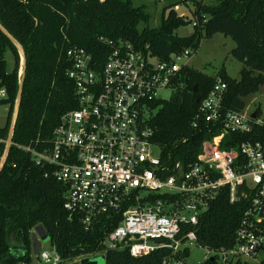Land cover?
Returning <instances> with one entry per match:
<instances>
[{
	"label": "trees",
	"instance_id": "16d2710c",
	"mask_svg": "<svg viewBox=\"0 0 264 264\" xmlns=\"http://www.w3.org/2000/svg\"><path fill=\"white\" fill-rule=\"evenodd\" d=\"M166 1L159 25L150 28L145 6H135L133 0H0V25L20 44L26 63L11 146L0 171V264H33V231L39 226L60 256L59 264H65L105 251L107 235L120 222V216L102 217L85 230L75 217L69 218L63 208L67 190L53 177L54 166L38 164L32 155L50 149L61 118L78 107L67 77L68 49L81 48L101 65L112 46L125 43L136 51L147 47L158 61H167L186 50L196 52L203 38L215 34L234 42L231 55L242 64L239 80L231 79L224 68L209 76L187 67L181 71L183 87L167 101L151 103L152 112L156 111L149 122L152 144L169 168L178 164L186 169L198 160L202 143L220 134L219 127L196 119L201 101L217 80L227 86L224 109L235 112H243L244 99L264 85V0H190L198 25L185 38L175 33L192 20L179 17L174 8L188 0ZM7 52L14 61L11 72L6 68ZM19 68L18 49L0 31V90L6 91L0 105L8 106L6 123L0 128V164L19 88ZM242 143L264 144V121L252 125L248 133L226 135L222 147L237 148ZM243 212V206L220 197L187 232L196 234L197 247L230 249ZM188 257L189 250L175 256L159 250L141 258L107 250L105 264H163L165 259L186 264ZM201 264L220 263L213 257ZM228 264H264V260Z\"/></svg>",
	"mask_w": 264,
	"mask_h": 264
},
{
	"label": "built area",
	"instance_id": "2783aa9c",
	"mask_svg": "<svg viewBox=\"0 0 264 264\" xmlns=\"http://www.w3.org/2000/svg\"><path fill=\"white\" fill-rule=\"evenodd\" d=\"M189 1L181 6L188 8ZM191 25H198L197 18ZM145 50L114 45L101 65L81 48L67 50V77L78 107L63 115L49 150L32 152L35 161L54 166L53 177L67 190L63 208L85 230L102 217L120 216L104 241L105 252L127 251L133 258L159 250L180 255L196 246L197 236L187 228L197 226L213 203L226 196L244 212L234 246L211 251L220 264L246 262L243 259L258 263L264 251V144L223 148L222 143L226 135L261 125L264 113L225 110L227 86L217 80L196 119L219 127L220 134L202 143L198 160L186 169L165 166L152 144L150 105L159 101L156 92L183 87L181 71L192 52L158 61ZM5 98L2 89L0 100ZM37 259L39 264L61 263L54 248L38 252ZM163 264L185 263L165 259Z\"/></svg>",
	"mask_w": 264,
	"mask_h": 264
},
{
	"label": "rangeland",
	"instance_id": "374dc122",
	"mask_svg": "<svg viewBox=\"0 0 264 264\" xmlns=\"http://www.w3.org/2000/svg\"><path fill=\"white\" fill-rule=\"evenodd\" d=\"M135 6L144 5L146 12L151 16L149 23L150 28H155L159 25L161 12L164 6H166V0H133ZM192 5L188 8L179 6L177 15H183L189 20H194L192 14ZM193 33L192 25H187L176 31V35L180 38L189 37ZM235 48L234 42L229 38L221 34H215L210 39L203 38L200 46L196 52L191 54L190 59L187 61L189 68L201 72L209 76H215L222 68L225 69L226 74L234 80H239L242 64L236 61L231 51ZM20 59V68L18 77L21 73L22 54L18 50ZM6 68L8 72H11L13 68V57L10 52L5 54ZM172 96L170 89L158 91L155 93V97L162 101H167ZM245 109L244 115H249L260 109L264 113V85L260 88L259 92L255 95H251L244 99ZM153 111L152 114H155ZM8 114V106L0 105V128H3L6 123ZM15 116V108L12 118ZM12 120V119H11ZM41 230L37 232L33 231V239L36 240L38 248L35 247L34 242L31 249V261L33 264H39L37 255L38 252L51 253L53 247L50 245L49 238L44 235H40ZM16 255H20V252H15ZM216 257V253L207 248L193 246L189 249V257L186 260V264H201L204 261ZM259 261L264 260V252L259 255ZM246 262H252L249 259H243ZM65 264H105V251H101L94 255L81 256Z\"/></svg>",
	"mask_w": 264,
	"mask_h": 264
},
{
	"label": "water",
	"instance_id": "95a60500",
	"mask_svg": "<svg viewBox=\"0 0 264 264\" xmlns=\"http://www.w3.org/2000/svg\"><path fill=\"white\" fill-rule=\"evenodd\" d=\"M0 31L1 33L7 37L9 39V41L19 50L21 51L22 54V65H21V73L19 75L20 81H19V88H18V92L16 95V100H15V116L12 118L11 120V124H10V129H9V135H8V140L6 142V146H5V152L3 155V158L1 160V164H0V171L5 163L6 157L8 155L10 146H11V140H12V136H13V130H14V126H15V121L17 118V112H18V108L20 105V100H21V95H22V88H23V82H24V76H25V70H26V63H25V56H24V52L22 47L20 46V44L5 30L2 28V26L0 25ZM253 118L255 117V115L252 116ZM38 230H41L42 232V228L39 226L35 229V231L37 232ZM40 235L44 236L45 234L42 232L40 233ZM212 260V258H211Z\"/></svg>",
	"mask_w": 264,
	"mask_h": 264
},
{
	"label": "crops",
	"instance_id": "0c3cea01",
	"mask_svg": "<svg viewBox=\"0 0 264 264\" xmlns=\"http://www.w3.org/2000/svg\"><path fill=\"white\" fill-rule=\"evenodd\" d=\"M41 233H42V232H41ZM33 242H34L35 247L38 248V244H36V240H35V239H33ZM263 252H264V251H263ZM263 252H262V253H263Z\"/></svg>",
	"mask_w": 264,
	"mask_h": 264
}]
</instances>
